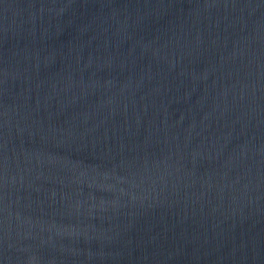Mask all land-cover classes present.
<instances>
[{
    "label": "water",
    "instance_id": "water-1",
    "mask_svg": "<svg viewBox=\"0 0 264 264\" xmlns=\"http://www.w3.org/2000/svg\"><path fill=\"white\" fill-rule=\"evenodd\" d=\"M0 264H264V0H0Z\"/></svg>",
    "mask_w": 264,
    "mask_h": 264
}]
</instances>
